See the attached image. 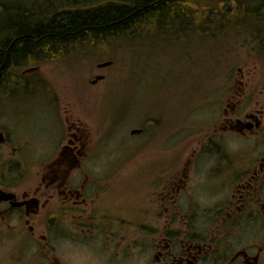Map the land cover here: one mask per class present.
I'll return each instance as SVG.
<instances>
[{
	"label": "flooded vegetation",
	"instance_id": "flooded-vegetation-1",
	"mask_svg": "<svg viewBox=\"0 0 264 264\" xmlns=\"http://www.w3.org/2000/svg\"><path fill=\"white\" fill-rule=\"evenodd\" d=\"M91 51L71 47L41 57L20 67L13 86L0 92L5 257L15 264H264V93L253 75L243 72L229 85L216 124L192 156L183 163L165 159L148 179L136 182V177L137 196L125 205L120 174L111 179L114 173L95 169L105 161L97 163L103 142L93 131L99 134L106 111L101 108L98 127L85 128L68 106L62 108L42 75L45 66L73 63L77 52ZM133 86L127 91L121 84L114 119L132 114ZM30 107L39 110L33 115ZM48 109L55 115L45 126H60L62 132L57 140L48 135L52 144L44 146L35 140L45 126L31 131L30 125L46 118ZM203 164L210 170L204 173ZM66 244L77 253H64Z\"/></svg>",
	"mask_w": 264,
	"mask_h": 264
},
{
	"label": "rangeland",
	"instance_id": "rangeland-1",
	"mask_svg": "<svg viewBox=\"0 0 264 264\" xmlns=\"http://www.w3.org/2000/svg\"><path fill=\"white\" fill-rule=\"evenodd\" d=\"M26 1L22 0L23 3ZM244 30L246 32L241 34L218 38H209L201 33L183 38L181 35L170 43L166 42V47L162 46L164 40L157 37H143L141 42L136 38L130 43L120 39L115 43L105 41L103 45L95 43L93 46L91 43L95 56L107 58L112 54L108 58L113 63L103 70H97L96 64L108 58L101 60L89 56L74 60L75 63L68 60L44 65L42 75L54 87L62 108L68 106L70 115L75 119L81 118L85 128L98 127L101 108L106 111L105 123L101 125L99 134L93 131L98 141L103 142L97 163L102 159L105 161L103 166L97 165L95 169L97 172L114 173L111 179H117L120 174V179H124L120 181L123 204L133 201L130 196H137L134 194L136 177V182L137 179L143 181V177L148 179L157 168L163 167L160 164L165 159L183 163L192 156V148L200 144L203 135L216 124L224 101L230 95L229 85L242 78L243 72L252 74V82L264 93V51L256 39L259 30L250 27ZM122 73L127 77L124 75L123 78ZM96 74H104L106 78L91 87L89 82ZM133 80L137 82L132 83ZM121 84L127 91L134 85L137 92L132 114L114 119L115 112L120 110ZM125 98L129 99L128 96ZM38 110L39 107H30L29 113L34 115ZM46 115L37 123L33 122L30 130L45 126L47 119L55 114L48 109ZM31 131L24 130L26 134ZM61 132L60 126L47 125L39 130L35 143L50 146L52 141H46L47 136L57 140ZM117 163H120V171H112ZM210 167L203 164L202 170L205 173ZM145 186V183L144 186L139 185V190ZM142 198L147 199L146 196ZM63 251L74 254L77 247L66 244ZM6 253V247L0 249V264H15L5 257Z\"/></svg>",
	"mask_w": 264,
	"mask_h": 264
},
{
	"label": "trees",
	"instance_id": "trees-1",
	"mask_svg": "<svg viewBox=\"0 0 264 264\" xmlns=\"http://www.w3.org/2000/svg\"><path fill=\"white\" fill-rule=\"evenodd\" d=\"M70 1L35 0L26 13L5 8L7 17L0 19V92L16 82L19 68L28 62L71 47L103 45L110 41L105 37L111 31H149L166 25L185 37L201 33L218 38L250 27L259 30L256 39L264 51V0H255L247 25L235 29L223 18L231 15L233 4L246 0H73L76 5L64 6ZM11 4L0 0V5ZM154 33L140 37H155Z\"/></svg>",
	"mask_w": 264,
	"mask_h": 264
},
{
	"label": "bare ground",
	"instance_id": "bare-ground-1",
	"mask_svg": "<svg viewBox=\"0 0 264 264\" xmlns=\"http://www.w3.org/2000/svg\"><path fill=\"white\" fill-rule=\"evenodd\" d=\"M9 1H11L13 3V5L12 4L7 5V6L0 5V19L5 15V8L6 7L9 9L19 8V9L14 10V11H17L19 13H23V12L26 13L28 11V8H30V7L33 8V5L35 4V2H34L35 0H32V1L28 0L25 3H23L22 0H9ZM72 1L67 2L64 6H70L72 4L76 5V3H75L76 0H74L75 2H72ZM82 2H86V1L82 0L81 3ZM253 4H255V0H246V1H244L243 5H242V3H241V5L237 4L235 7H233L231 9V15L225 16L223 19L229 24L231 29L244 27L245 25H247V18H248V14H249V9ZM5 17H7V15H5ZM203 21H204V17H203ZM165 26H157L156 29H152L149 31H141L139 29L128 30V31H124L121 33L119 31L118 34H117V32L111 31L106 35L105 39L110 40L113 43L119 41V39H120V41L122 40V41H126V42L130 43L132 40H135L140 35L155 32L154 33L155 38L157 37L158 39L161 38L160 40H164L163 41L164 44L162 46L166 47L167 46L166 42L170 43L171 40L178 38L179 36H181V34L172 30V29L170 30V28H171L170 26L169 27H165ZM232 34L236 35L238 33L234 32ZM158 36H160V37H158ZM85 46H91V45H85ZM54 54L55 53H52V52L50 54H48L47 59L53 57ZM37 61H39V58H37ZM37 61H33V62H37ZM30 63H32V62H28L24 66H27ZM12 86H10L8 88H11Z\"/></svg>",
	"mask_w": 264,
	"mask_h": 264
},
{
	"label": "water",
	"instance_id": "water-1",
	"mask_svg": "<svg viewBox=\"0 0 264 264\" xmlns=\"http://www.w3.org/2000/svg\"><path fill=\"white\" fill-rule=\"evenodd\" d=\"M108 64H110V62H106V63L100 64V66H106ZM98 78H100V77H98Z\"/></svg>",
	"mask_w": 264,
	"mask_h": 264
}]
</instances>
